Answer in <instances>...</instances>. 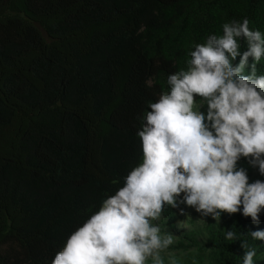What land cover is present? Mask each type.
I'll return each mask as SVG.
<instances>
[{
	"label": "trees",
	"instance_id": "obj_1",
	"mask_svg": "<svg viewBox=\"0 0 264 264\" xmlns=\"http://www.w3.org/2000/svg\"><path fill=\"white\" fill-rule=\"evenodd\" d=\"M243 18L264 33V0H0V264H50L141 162L139 117L168 74ZM239 167L255 182L258 168ZM162 216L174 226L175 209ZM208 218L210 245L196 247L206 264H243L241 242L264 264L249 232L264 229V213L259 226L240 213Z\"/></svg>",
	"mask_w": 264,
	"mask_h": 264
},
{
	"label": "clouds",
	"instance_id": "obj_2",
	"mask_svg": "<svg viewBox=\"0 0 264 264\" xmlns=\"http://www.w3.org/2000/svg\"><path fill=\"white\" fill-rule=\"evenodd\" d=\"M249 25L248 18L226 22L222 35L188 49L186 68L168 74L169 90L139 117L141 162L71 232L50 264H165V255L167 264H177L169 251L173 236L159 226L166 207L184 214V205L214 220L240 213L262 223L264 181L250 183L239 167L247 159L264 176V75H258L264 33ZM249 232L264 241V229ZM226 238L236 234L229 230ZM240 246L247 249L243 264H258L256 249Z\"/></svg>",
	"mask_w": 264,
	"mask_h": 264
},
{
	"label": "rangeland",
	"instance_id": "obj_3",
	"mask_svg": "<svg viewBox=\"0 0 264 264\" xmlns=\"http://www.w3.org/2000/svg\"><path fill=\"white\" fill-rule=\"evenodd\" d=\"M203 110L206 111V108ZM260 179L261 175L256 171L254 180ZM181 208L184 209V214H181L179 208L175 209L174 226L169 224L163 216L159 221L162 234L172 235L175 241L169 251L174 254L177 264H206L209 260L207 253L201 252L196 247L205 248L210 245L209 218H202L193 208L184 205H181ZM175 248L179 250L173 251ZM167 259L165 255V264H167Z\"/></svg>",
	"mask_w": 264,
	"mask_h": 264
}]
</instances>
